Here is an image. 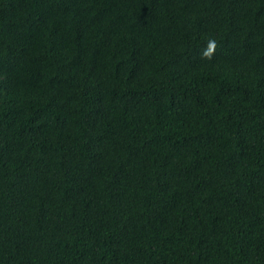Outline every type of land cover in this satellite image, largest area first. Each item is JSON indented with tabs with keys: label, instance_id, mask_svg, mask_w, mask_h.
<instances>
[{
	"label": "trees",
	"instance_id": "16d2710c",
	"mask_svg": "<svg viewBox=\"0 0 264 264\" xmlns=\"http://www.w3.org/2000/svg\"><path fill=\"white\" fill-rule=\"evenodd\" d=\"M0 264H264V0H0Z\"/></svg>",
	"mask_w": 264,
	"mask_h": 264
},
{
	"label": "clouds",
	"instance_id": "9594fccd",
	"mask_svg": "<svg viewBox=\"0 0 264 264\" xmlns=\"http://www.w3.org/2000/svg\"><path fill=\"white\" fill-rule=\"evenodd\" d=\"M217 47H218V43L215 39L208 40L206 47L201 52V57L203 59H208V60L213 59Z\"/></svg>",
	"mask_w": 264,
	"mask_h": 264
}]
</instances>
